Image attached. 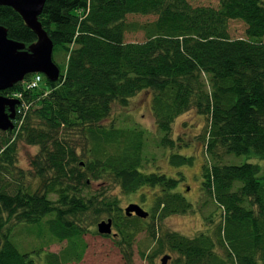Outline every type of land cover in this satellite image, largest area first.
I'll list each match as a JSON object with an SVG mask.
<instances>
[{"label": "trees", "instance_id": "trees-1", "mask_svg": "<svg viewBox=\"0 0 264 264\" xmlns=\"http://www.w3.org/2000/svg\"><path fill=\"white\" fill-rule=\"evenodd\" d=\"M217 1H46L39 20L54 43L59 79L43 75L37 88L18 82L0 91H20V104L29 103L13 130H0V264H36L31 254L41 251L44 264L79 262L88 218L103 216L112 219L127 263L136 236L146 230L154 254H176L171 264H264V0ZM129 15L155 19L140 22ZM231 20L243 22L244 35L231 36ZM0 24L9 38L27 46L37 39L11 6L0 5ZM130 32H142L144 39L127 41ZM143 90L152 93L154 147L171 151L172 166L194 161L177 151L188 143L174 138L175 119L190 109L206 119L198 136L206 159L196 204L177 191L182 174L145 169L152 160L148 130L103 123L115 103L125 106ZM19 141L39 147L30 162L33 171L18 166ZM235 156L246 160L235 163ZM92 181L117 184L125 195L153 188V223L212 208L204 214L211 227L193 237L157 233L146 218L127 215L110 187L93 192ZM29 225L37 227L38 238L66 246L59 252L42 245L20 251L14 229Z\"/></svg>", "mask_w": 264, "mask_h": 264}, {"label": "rangeland", "instance_id": "rangeland-1", "mask_svg": "<svg viewBox=\"0 0 264 264\" xmlns=\"http://www.w3.org/2000/svg\"><path fill=\"white\" fill-rule=\"evenodd\" d=\"M193 5H213L217 6V0H190ZM153 15H129L128 20H137L140 22L153 20ZM245 26L239 20H231L229 22V30L231 36L240 37L244 35ZM144 34L142 32H130L126 34L127 41H142ZM152 93L150 90H143L132 96L127 105L121 106L118 103L113 105V110L109 118L103 121L104 124L114 122L117 125H139L149 131V140L147 146V153L152 160L145 165L147 171L160 170L167 175L179 177L183 176L177 187V191L182 193L190 202L196 204L200 196L201 186V168L204 160L206 159L205 148L203 142L198 136L203 132L206 125V119L200 115L195 109H190L183 114L179 115L173 123V136L177 138L180 136L182 140L180 143H188V146H183L179 153L193 156L194 161L190 165H183L180 167L172 166L169 163L168 156L170 150H162L154 147L156 140L155 133L156 122L152 113ZM18 149V166L24 170H32L30 164L33 156L38 152L39 147L36 145H29L24 141H19ZM176 150V149H175ZM153 154L155 160L153 161ZM227 160H233L232 156H228ZM235 163L245 161L244 156H235ZM255 161V160H254ZM35 186L39 184V178L30 177ZM110 187L109 192L115 194L120 199V205L127 207L131 203L140 205L144 210L150 212L154 199V190L149 187H142L137 192L130 195L122 194L120 187L113 183H103L102 181H92L90 189L94 192L104 187ZM214 208V207H213ZM212 210L209 208L204 213L199 211H191L188 213H175L165 217L163 220H153L148 216V225L155 226L157 233L163 230L176 231L188 237L197 235L200 231L206 230L211 227V224L206 222L204 214ZM107 217L103 216L97 220L88 218L87 224L89 231L84 235L87 242V248L84 253L83 259L79 262H69L65 264H161L162 257L166 254L175 257L176 254L165 250L161 254H154V238L151 233L144 230L140 232L135 239L133 245L132 261L127 263L123 258L120 248L115 241V237L111 234L104 236L97 230V224L106 220ZM215 223L220 221V215L214 216ZM12 236L13 241L20 251H32L34 248H39L40 245L45 246V251L59 252L64 246L65 242L50 241L48 237L38 238L36 236L37 227L29 225L28 228H17ZM112 232H115L113 227ZM44 251H41L40 256L37 253H32L31 256L36 264H44L43 262ZM41 260H40V259ZM166 264H171V258L168 259Z\"/></svg>", "mask_w": 264, "mask_h": 264}, {"label": "water", "instance_id": "water-1", "mask_svg": "<svg viewBox=\"0 0 264 264\" xmlns=\"http://www.w3.org/2000/svg\"><path fill=\"white\" fill-rule=\"evenodd\" d=\"M47 0H0V5L11 6L23 18L25 24L37 35L36 41L28 46L21 41L8 37L7 29L0 24V91L12 88L27 74L42 73L50 81H57L60 68L53 61L54 43L43 28L39 15ZM17 99L0 94V130H13L16 119ZM127 215L147 218L149 212L140 205L131 203L124 208ZM97 230L103 235H114L111 218L97 224ZM170 255L162 257L166 264Z\"/></svg>", "mask_w": 264, "mask_h": 264}, {"label": "built area", "instance_id": "built-area-1", "mask_svg": "<svg viewBox=\"0 0 264 264\" xmlns=\"http://www.w3.org/2000/svg\"><path fill=\"white\" fill-rule=\"evenodd\" d=\"M43 80V74L42 73H33L29 79H24L21 83L24 85L25 89H34L39 86L41 81ZM22 92L16 91L11 93L8 97L17 99L19 103L16 106V114L21 115L24 109H27L29 106V103L23 102L20 104V99L22 98Z\"/></svg>", "mask_w": 264, "mask_h": 264}]
</instances>
